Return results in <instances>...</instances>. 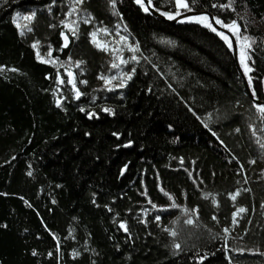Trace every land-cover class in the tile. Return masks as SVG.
I'll use <instances>...</instances> for the list:
<instances>
[{"label":"trees","instance_id":"obj_1","mask_svg":"<svg viewBox=\"0 0 264 264\" xmlns=\"http://www.w3.org/2000/svg\"><path fill=\"white\" fill-rule=\"evenodd\" d=\"M149 2L0 0V264H264V0Z\"/></svg>","mask_w":264,"mask_h":264},{"label":"water","instance_id":"obj_2","mask_svg":"<svg viewBox=\"0 0 264 264\" xmlns=\"http://www.w3.org/2000/svg\"><path fill=\"white\" fill-rule=\"evenodd\" d=\"M135 1H137V0H135ZM141 1H143L155 15L159 16L163 20H168V21H171V22L175 23V22L180 21L182 19L193 17L196 22L203 23V24L205 23V21L204 22H200V21H198L196 19L203 12H200V11H189V12L183 13V14L179 15L177 18L171 20L166 15L160 14L157 11H155L154 8L152 7L151 3L149 2V0H141ZM210 19H211L212 24L216 27V29L220 33H226L227 35H229L231 37V39L233 41V45H234V51H235V56H236V59H237L238 69H239L241 75L244 78V81H245V84H246V86H247V88L249 90V93H250L251 97L253 98V100L256 101L257 104H259V105L264 104V101L255 98V96L253 95V93H252V91L250 89V86H249V84L247 82V79H246V77L244 75V72H243V70H242V68L240 66V63H239L238 46H237V42H236V39H235L234 35L232 34V32L229 30L228 27L223 28V27L219 26L216 23V20H215L213 15H210Z\"/></svg>","mask_w":264,"mask_h":264},{"label":"snow or ice","instance_id":"obj_3","mask_svg":"<svg viewBox=\"0 0 264 264\" xmlns=\"http://www.w3.org/2000/svg\"><path fill=\"white\" fill-rule=\"evenodd\" d=\"M137 2L139 3V2H141V0H137ZM177 4H178V6H180V7H184V8H187V7H188V5H187L186 3H183V0H177ZM145 10H147V9H145ZM169 18L172 19L173 17H169ZM29 19H30V17H29ZM196 19H197L198 21H200V22H204V21H207V20H208L207 17H198V18H196ZM216 23H217V24H221L222 22L219 21V20H217ZM206 26L211 27L210 24H208V25H206ZM223 26H224V27H228L230 31H234V32H235L236 30H238V25H236L235 22H234L232 25H223ZM212 30H213V31H216L215 28H213ZM220 35L222 36V38H223L226 42H228L229 47H231V41L229 40V38H228L227 36H225L223 33H220ZM245 39H247V38H245ZM249 47H250V44H249ZM132 51H135V49H132ZM114 66H115V65H114ZM259 111H260L261 113H264V107H260V108H259ZM238 195H239V192H237L235 195H233V196H232V199L235 200V199H236V196H238ZM244 211H245L244 208H240V209L238 210V212H240V213H242V212H244ZM187 223L191 224V223H192V220L189 219V220L187 221ZM122 227H123V225H122ZM225 231L227 232V229H225ZM172 234L175 235L174 232H173ZM176 247H179V245H177Z\"/></svg>","mask_w":264,"mask_h":264},{"label":"rangeland","instance_id":"obj_4","mask_svg":"<svg viewBox=\"0 0 264 264\" xmlns=\"http://www.w3.org/2000/svg\"><path fill=\"white\" fill-rule=\"evenodd\" d=\"M237 42V41H236Z\"/></svg>","mask_w":264,"mask_h":264}]
</instances>
